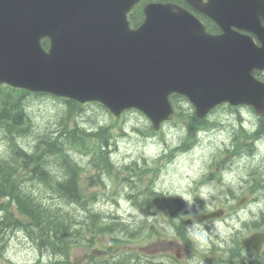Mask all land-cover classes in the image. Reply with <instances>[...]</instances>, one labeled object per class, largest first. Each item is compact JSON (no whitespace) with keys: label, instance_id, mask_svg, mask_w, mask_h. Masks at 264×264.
Returning a JSON list of instances; mask_svg holds the SVG:
<instances>
[{"label":"water","instance_id":"1","mask_svg":"<svg viewBox=\"0 0 264 264\" xmlns=\"http://www.w3.org/2000/svg\"><path fill=\"white\" fill-rule=\"evenodd\" d=\"M208 1L187 0L222 27L221 36L172 3L148 4L132 30L127 13L138 0H0V83L100 102L117 116L137 108L155 129L174 116L173 93L199 117L220 102L253 103L259 50L227 31L247 30L264 43L260 9L252 0Z\"/></svg>","mask_w":264,"mask_h":264},{"label":"rangeland","instance_id":"2","mask_svg":"<svg viewBox=\"0 0 264 264\" xmlns=\"http://www.w3.org/2000/svg\"><path fill=\"white\" fill-rule=\"evenodd\" d=\"M3 86L6 88V85ZM24 104L30 116L31 131L27 136L21 137V139L18 138L17 140L24 148L31 149L36 144L38 135L49 137L53 135L52 133L56 134L60 131V122L65 121L69 111V104L49 95L40 97L30 96L24 99ZM183 105V109H187L185 102H183ZM226 116V114L223 116V121H225ZM72 117V121L68 124L69 128L73 119L77 120L81 128L91 129L94 132H97L100 126L106 127L110 134L108 143L112 144L111 152H115L111 159L116 165H133L136 163L140 169H151V172L143 177L142 184L138 181L134 184L135 187L131 188L132 191L127 188L129 183L122 180L118 181L108 176H102L101 179L106 185L105 187L102 184H98L99 178H94L93 181L89 182L88 193H86L88 197L90 195L88 201L94 205L89 206L88 202L85 205L86 210L80 205L65 204L56 195L50 194L47 187L40 182L38 183L39 186H34L33 181L35 179L27 182L31 192L41 196L44 202L53 206H62L76 219L83 218L85 213L89 214V210H97L102 212L105 217L110 214H122L126 222L139 220L140 225H142L141 220L146 221L147 215L138 206V201H142L145 197L138 194V187L145 189L148 185L157 193H162L165 196L167 202L164 209L166 211H169L170 196L178 194L180 196V203L186 202V209L190 213H195L200 208V204L197 203V196L203 197L207 204L215 200V184L208 183L206 185L208 172H214L216 177L224 175V178H220V182L217 179L214 181L220 190H226L228 184L227 177L230 174L229 172L232 171L233 165H242V161L237 158L238 155H234V153H242L241 150L236 149L239 145H236L233 141L236 131L235 133L231 132L230 128L228 130L226 128L224 130L212 129L193 147V145L187 146L188 144H183L186 132L183 130L181 119H176L175 123L171 122L167 124L160 135L150 137L146 133L149 132L151 123L143 113L137 110H129L120 120L98 104L88 103ZM100 135L102 136V132ZM179 147L180 151H175ZM7 153L6 132L0 128V155ZM70 154L80 166L85 165L88 167L89 159L85 154L80 151L72 152V150H70ZM244 161L247 162V181H249V177H252L264 184V154L252 156L247 153ZM49 163L52 164L54 161L50 159ZM243 171L244 168H241L237 173L242 174ZM94 172L93 169L88 167V170L83 173L82 177H91ZM124 175H127V173L122 171L119 177L124 179ZM84 183L86 184V181ZM117 190L119 194L115 195L114 191ZM127 195H132L133 201L128 200L126 198ZM260 197L262 199L260 205L263 209L256 213L254 221L256 224L264 226V193ZM6 203L5 198H0L1 220L4 219L6 214ZM88 206L89 210H87ZM13 211L17 218L24 222L26 221L20 216L21 214H17L15 208ZM180 211H183V207ZM10 212L12 213V210ZM73 212L77 214L74 215ZM9 218L5 219V221L8 222ZM105 220L110 219L105 218ZM112 221L116 222L117 220ZM153 223L159 229L161 228V232L167 226L165 218L161 217V215L153 218ZM4 227L5 225L0 226V252H4L6 257L20 261L25 256L31 258L38 255L43 264L46 261L51 262L53 257L49 251L44 248L40 252V249L33 243L30 231L28 232L26 228L24 229L27 233L22 229L10 230ZM147 232L148 228L145 227L143 233ZM113 237L115 236L113 235ZM111 239L110 236L105 238L98 235L94 238L87 235L85 240L80 242H77L75 239L69 253L70 261L72 264H88L87 260L92 256H95L97 262L110 258L111 253L107 249L111 245ZM128 242L120 244L119 250L121 253L133 249L129 247ZM130 245L144 247L143 252L147 254L150 240L142 238L139 242H132ZM2 260L7 259L3 258ZM3 264H9V262Z\"/></svg>","mask_w":264,"mask_h":264},{"label":"trees","instance_id":"3","mask_svg":"<svg viewBox=\"0 0 264 264\" xmlns=\"http://www.w3.org/2000/svg\"><path fill=\"white\" fill-rule=\"evenodd\" d=\"M161 1L180 2L179 0ZM141 18V10L135 11L132 15L133 23L138 22ZM42 44L46 49L49 46L48 40H43ZM42 95L44 94H34L10 87L4 88L0 85V128L6 132L8 143V153L0 155V198H5L7 201L6 214L4 219L0 220V226L5 225L4 228L12 229L24 224L14 218L13 212H10L15 206L22 216L27 218L36 243L46 246L59 258L54 260L55 264H65L64 262L67 260L66 257H69V251L74 245L75 239L77 242L84 241L86 234L97 233L96 218L89 221L87 217L80 222L65 211L62 206L47 205L40 197L31 192L28 184H26L27 179H35L38 182L40 180L61 200H68V203H79L85 195L76 186L77 175H79L77 173L84 169L78 168L76 160L70 154V150L72 152L80 151L89 156V166L97 171L98 176L102 172H107L111 177H116V180H118L120 170L112 162L111 153L107 149L110 134L105 126L99 127L97 132H90L80 128L77 121L73 119L69 128L68 124L72 121V116L83 107L82 104L71 100H64L69 104V111L65 121L60 122V131L56 135L52 133L53 135L49 137L38 135L36 144L31 149L24 148L17 140L27 136L31 131L30 116L26 111L24 99L30 96L40 97ZM178 102V99H176L175 104L177 107H179ZM191 116L190 122L186 124L184 145L189 144L198 135L196 130L199 129V120L194 115ZM72 124H74V128ZM50 159L54 163L50 164ZM54 167H57L58 173L52 172ZM131 170L142 182L143 171H135L133 168ZM33 185L35 184L33 183ZM155 195L154 193L149 194V196ZM171 197L173 200L171 214L173 213L174 216V214H177L176 211L180 210L181 205L176 195ZM148 202L145 199V204ZM142 208L145 209L146 206H142ZM8 218L9 221L6 222L5 219Z\"/></svg>","mask_w":264,"mask_h":264},{"label":"flooded vegetation","instance_id":"4","mask_svg":"<svg viewBox=\"0 0 264 264\" xmlns=\"http://www.w3.org/2000/svg\"><path fill=\"white\" fill-rule=\"evenodd\" d=\"M208 176L210 177L206 185L215 179L212 174ZM237 177L242 178V182L240 180L238 182L244 183V189L247 192V164L243 173L237 174ZM227 181V189L218 191V196L214 195L215 200L211 202L212 209H224L225 216L212 221L214 229L212 234L196 235L198 241L195 247L190 248L180 238L177 243H173L171 235L165 234L166 237L163 236L162 241L154 239L150 243L146 257L142 256L139 250L131 249L129 253L119 254L117 261L120 264H139L144 260L147 264H264V241L259 250L243 245V240L253 232L247 228V208L245 213L237 215L236 210L231 207L235 204V196L232 194L236 185L228 178ZM200 204L203 205V202ZM153 218L154 214H151V220ZM256 231L264 233V226L260 225L259 230ZM132 236L137 238L135 234ZM172 243L177 246L174 247ZM23 264H38V262L26 260Z\"/></svg>","mask_w":264,"mask_h":264},{"label":"bare ground","instance_id":"5","mask_svg":"<svg viewBox=\"0 0 264 264\" xmlns=\"http://www.w3.org/2000/svg\"><path fill=\"white\" fill-rule=\"evenodd\" d=\"M260 127H261V126H260ZM245 132H246V131H245ZM100 133H101V132H100ZM56 134H57V133H56ZM56 134H55V135H56ZM107 140H108V139H107ZM111 148H112V147H109L108 150L110 151L111 154H113V153L111 152ZM77 166H78V168H80V165H79V164H77ZM58 171H59V170L57 169V167H54V168L52 169V172H53V173H55V172L58 173ZM39 182L42 183V184H44V183L41 182L40 180H39ZM44 185L47 187L46 184H44ZM47 189L49 190V193H50V194H54V195H56V194H55L52 190H50L48 187H47ZM32 193H34V192H32ZM34 194H35L36 196H38V197H41V196H39V195L36 194V193H34ZM56 196H57V195H56ZM57 198L61 200V198H59L58 196H57ZM154 198H155L154 196H148V197H147V200H148L149 202H152V201H154V200L156 201L157 198H156V199H154ZM61 201H63L65 204H71V203H68V200L66 201V200H63V199H62ZM46 204L48 205V203H46ZM54 216H55V215H54ZM49 221H50V220H49ZM15 228H16V227H15Z\"/></svg>","mask_w":264,"mask_h":264}]
</instances>
